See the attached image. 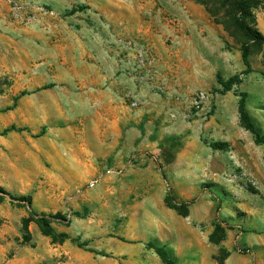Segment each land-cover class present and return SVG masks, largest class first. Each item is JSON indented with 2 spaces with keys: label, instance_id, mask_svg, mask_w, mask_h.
<instances>
[{
  "label": "rangeland",
  "instance_id": "1",
  "mask_svg": "<svg viewBox=\"0 0 264 264\" xmlns=\"http://www.w3.org/2000/svg\"><path fill=\"white\" fill-rule=\"evenodd\" d=\"M240 1L0 0V188L8 194L0 192V264H148L154 255L144 247L151 231L143 209H155L168 192L179 203L212 202L217 238L264 262V144L240 122L234 93L247 94V112L264 133V0H248L243 15ZM238 18L258 43L237 30ZM103 31L133 59L139 46L152 50L150 68L135 59L140 84H154L151 97L126 99L151 109L142 110L140 129L156 144L142 152L144 160L131 151L115 162L87 150L96 148L89 140L102 111L92 110L85 66ZM189 32L204 55V74L198 86L173 94L163 86L172 68L159 65L153 40L178 48ZM242 44L249 48L246 74ZM227 53L224 65L219 58ZM234 62L242 67L228 70ZM217 73L224 80L239 74L241 83L222 94ZM197 92L206 95L200 109L191 102ZM40 139L56 140L58 152L41 159L40 178L27 184L23 148ZM194 155L204 166L187 176ZM31 212L44 216L56 238Z\"/></svg>",
  "mask_w": 264,
  "mask_h": 264
},
{
  "label": "crops",
  "instance_id": "2",
  "mask_svg": "<svg viewBox=\"0 0 264 264\" xmlns=\"http://www.w3.org/2000/svg\"><path fill=\"white\" fill-rule=\"evenodd\" d=\"M107 34L108 31L101 33L99 44L92 42L90 58L85 66L94 98L92 110L95 113L102 111V121L94 123L93 134L89 140L90 145L96 148L87 150L94 158L104 159L113 155L115 162L123 160L131 151L144 160L142 152L146 148L154 149L156 144L155 141H147L145 137L142 139L140 129L142 110L150 112L151 109L132 107L126 104V99H137L143 93L151 97L154 84L148 80L140 84V74L136 72L133 53L128 51L124 54L120 47L111 45L112 39ZM193 35L189 32V36L179 42L178 48L172 49L161 44L159 39L153 40L159 65L172 68V81L164 82L163 86L173 94L198 86L204 74V55L194 46ZM172 39H177L175 34ZM196 39L198 42L197 37ZM228 57L227 53L219 60L226 65ZM242 65L234 62L228 70L234 71ZM145 72L148 71L143 72L144 78L152 76ZM44 109V104H41L40 110ZM3 143L5 144V140L0 138V144ZM57 145L59 143L54 139H40L23 148L30 155L24 177L27 184L32 183V178H40L41 159L53 158L55 152H58ZM202 161L198 155L192 156L186 175H195L198 168L204 166ZM198 162H201L200 165H197ZM213 206L212 202L205 199L190 203L187 206V215L182 216L165 203L164 194H161V202L155 209H143L141 222L150 227L149 239L159 246H165L174 264H263V260L257 259L252 253H241L230 248L227 239L216 242L210 240L217 225ZM237 239L241 240L242 234L237 235ZM144 247L154 255L148 264H165L152 248L146 245ZM21 264L28 263L22 261Z\"/></svg>",
  "mask_w": 264,
  "mask_h": 264
},
{
  "label": "trees",
  "instance_id": "3",
  "mask_svg": "<svg viewBox=\"0 0 264 264\" xmlns=\"http://www.w3.org/2000/svg\"><path fill=\"white\" fill-rule=\"evenodd\" d=\"M248 6H249L248 0L240 1L238 3V6H237V12L240 13L241 15H243ZM235 27L237 28V30H239L243 34V36L245 37V39L247 41H249L251 43H258V41H259L258 33L256 31H254V29L251 26H249L246 22H244V20L242 18H238L235 20ZM240 51H241V61L245 67L242 74H246V73L250 72V64H249V60H248L249 48L247 47L246 44H242L240 47ZM216 80H217V83L222 87V90L220 91V93L223 94L225 92L232 90L234 86L239 85L241 83V76L239 74H235L232 77H230L229 79L224 80L221 77L220 73H217L216 74ZM234 93L239 96L237 110H238V116H239L240 122L242 123L243 127L253 135V138L257 144H264V133H263L262 129L255 127L252 119L250 118V116L247 112V109H246L247 94L245 92L238 93L236 90H234ZM210 146L213 149H216V148H219L220 146H224V143H212ZM0 192L8 195L1 188H0ZM23 198L24 197H21L18 199L21 200ZM25 198H27L26 199L27 201L29 200V197H25ZM0 201H1V198H0ZM164 201L170 208L177 210L182 216L187 215V206H188L187 202H181V203L177 202L174 199L171 192L167 193ZM31 215H33L34 217L36 216V214L34 212H31ZM35 218H36L35 220L39 226L46 227L48 230V233L51 234L53 238H56L52 229L48 228V224H47L46 220L44 219L43 215L40 217H35ZM219 228H220L219 225L215 226V231L210 236V240L215 241V242L219 240L217 238V233H218ZM64 237L65 236L63 235V238ZM73 242H76L78 247L85 246L84 243H79L76 240H73ZM146 246L148 248H152L161 257L162 261L165 264H174V261L169 257L167 250L165 249V246H159L152 241L147 242Z\"/></svg>",
  "mask_w": 264,
  "mask_h": 264
},
{
  "label": "built area",
  "instance_id": "4",
  "mask_svg": "<svg viewBox=\"0 0 264 264\" xmlns=\"http://www.w3.org/2000/svg\"><path fill=\"white\" fill-rule=\"evenodd\" d=\"M135 59L137 61L138 67H146L150 68L154 62V57L152 54V50L150 47L146 45L139 46L135 49ZM206 98L205 93L203 92H197L193 97H192V106L195 109H200L204 100Z\"/></svg>",
  "mask_w": 264,
  "mask_h": 264
}]
</instances>
